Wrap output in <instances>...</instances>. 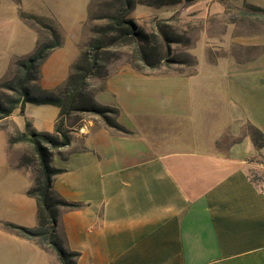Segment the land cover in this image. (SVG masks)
<instances>
[{
    "label": "crops",
    "instance_id": "crops-1",
    "mask_svg": "<svg viewBox=\"0 0 264 264\" xmlns=\"http://www.w3.org/2000/svg\"><path fill=\"white\" fill-rule=\"evenodd\" d=\"M202 1L145 6L154 14L134 18L138 4L128 16L140 28L177 14L200 20L195 46L200 41L203 56L195 55V73L121 67L94 94L118 110L129 133L82 119L70 128L71 144L51 159L62 170L54 190L82 205L59 219L77 264H264V148L246 133L252 125L264 134V31L231 20L209 28L232 7L264 9V0ZM59 116L56 106L26 103L24 113L17 107L0 119V240L8 221L37 226V203L27 194L32 174L10 159L6 121L21 132L29 123L52 134ZM11 233L41 264H62L54 250Z\"/></svg>",
    "mask_w": 264,
    "mask_h": 264
},
{
    "label": "trees",
    "instance_id": "trees-1",
    "mask_svg": "<svg viewBox=\"0 0 264 264\" xmlns=\"http://www.w3.org/2000/svg\"><path fill=\"white\" fill-rule=\"evenodd\" d=\"M197 1L185 0V4L190 5ZM182 2L183 0H112L109 7L114 10V13L105 16L108 24L99 32L104 37L96 38L88 49L82 50L80 58L72 66L68 79L58 89L49 90L37 84L32 92L27 87L29 82L40 81V68L44 61L53 50L63 44V38L56 29L44 26L51 32L52 42L38 44L35 53L20 62L21 77L18 78L19 84L8 83L3 86L16 93L18 99L9 98L8 109H4L0 105V119L10 116L19 104H21V113H24L26 103L53 105L60 109V116L54 133L36 132L31 130V125L28 123L26 132L15 130L19 134L18 138H15L13 133L9 136V155L12 144L16 141L28 142L34 147V155L31 158L23 157L18 163L10 159L17 164L16 167L28 169L32 174L33 184L27 194L34 198L37 203V226L28 228L8 223L6 227L17 236L32 240L44 249L54 250L62 264H77L76 259L79 254L68 251L64 247L65 238L59 232L60 214L63 210H77L82 207L79 203L65 200L53 187L54 178L61 174L62 170L53 167L51 159L53 155L71 144V137L66 129V120L73 112L88 113L100 117L107 127L117 132L129 133L119 124V112L116 108L100 105L95 100V94H86L88 81L95 75L103 81L111 76L112 72L106 68L103 72L100 70L102 69L100 63L102 61L108 64L116 57L111 52V49L115 47L135 45L130 57V65L142 73L145 69L158 70L162 66V62L168 59L171 54L170 45L180 42L170 38L166 31L173 18L157 23L156 31L147 33L128 16L138 4L148 7H163L178 5ZM248 8L257 14H253V16L264 18V9L252 5H247L246 9ZM244 14L250 15L249 13ZM29 17L35 20L43 19L33 15ZM161 48L166 49L165 56L160 54ZM172 62L173 60L168 61V63ZM62 90L64 91L62 92ZM61 93L66 95L65 100L58 96ZM248 126L254 145L262 150L264 148V134L256 127ZM61 156L64 157L63 154Z\"/></svg>",
    "mask_w": 264,
    "mask_h": 264
},
{
    "label": "rangeland",
    "instance_id": "rangeland-1",
    "mask_svg": "<svg viewBox=\"0 0 264 264\" xmlns=\"http://www.w3.org/2000/svg\"><path fill=\"white\" fill-rule=\"evenodd\" d=\"M222 1L228 4L230 0ZM234 1L236 0H231V2ZM202 2L205 4L208 1L204 0ZM111 3L112 0H0V79L6 77L8 72L7 78L0 82L1 107L8 109V99H18L16 93L9 91L3 86L8 83L13 85L19 84L18 78L21 77L19 70L20 62L31 57L35 53L38 44L52 42V34L44 26L56 29L63 38L61 47L51 55V59L45 63L43 70L42 66L40 68V81L42 78V82L47 87L52 88L49 90H55L60 88L62 83L67 79L72 64L80 58V44L82 50L88 49L96 38L104 37L99 32L101 28L108 24L105 16L114 13V10L109 7ZM153 12L151 8L138 5L133 17L147 18L148 15L154 14ZM244 13H249L250 15L247 16ZM253 14L257 15L249 8L234 9L232 7L230 15L217 18L218 22L211 23L209 28L213 25L224 26L231 20L237 21V24L243 26L249 24L252 32L264 31V18L253 16ZM32 15L42 17L43 19H32L29 17ZM159 16L164 17L166 15L164 12H159ZM172 18L173 21L170 22L169 28H166V31L170 38L179 40L180 42L170 45L171 54L168 59L162 62V66L158 70L145 69L144 74L191 75L195 73L196 56L199 58L203 56L200 41L195 46L203 24L195 16L181 18L177 14ZM162 21L164 20H146L141 24V29L147 33L155 32L156 24ZM134 48L135 45H130L111 49L112 54L116 57L108 64L101 61L100 65L102 69L100 70L103 72L106 68V70L114 73L125 65L131 66L129 62ZM251 50L252 54H255V50ZM159 52L162 56H165L166 49L161 48ZM169 60H173V62L168 63ZM40 81H31L27 87L33 92V88L37 84H40ZM102 82L103 80L96 75L90 78L85 90L86 94H94L101 88ZM44 84H42L43 87H45ZM58 96L63 100L66 98L64 93L58 94ZM18 107H21V104ZM90 118H97L99 121H102L100 117L92 114L73 112L66 120L67 131H70V128L77 127V125L82 123V119ZM6 124L12 131L13 136L18 138L19 134L16 133L15 130L17 128L14 124L10 121H6ZM246 133L251 135L249 126L246 127ZM33 155L34 147L30 143L16 141V143L12 144L10 158L14 162L18 163L23 157L31 158ZM8 223L13 222L8 221ZM12 235L8 230V237L5 240H0V264H41L40 259L22 247Z\"/></svg>",
    "mask_w": 264,
    "mask_h": 264
}]
</instances>
